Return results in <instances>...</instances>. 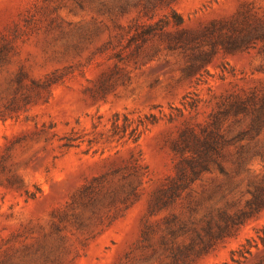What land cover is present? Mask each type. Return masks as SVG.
<instances>
[{"label":"rangeland","instance_id":"374dc122","mask_svg":"<svg viewBox=\"0 0 264 264\" xmlns=\"http://www.w3.org/2000/svg\"><path fill=\"white\" fill-rule=\"evenodd\" d=\"M255 25L264 0H0V264H264V122L232 108L264 41L221 45Z\"/></svg>","mask_w":264,"mask_h":264},{"label":"trees","instance_id":"16d2710c","mask_svg":"<svg viewBox=\"0 0 264 264\" xmlns=\"http://www.w3.org/2000/svg\"><path fill=\"white\" fill-rule=\"evenodd\" d=\"M174 16L176 18L177 23L181 24L182 20L180 16L178 14H175ZM244 29H245L244 30L245 33L241 37L227 35L223 40H221V45L223 46V49L225 51H235L242 48H248L259 40L264 41L263 26L255 25L252 28H249V26H247ZM232 108L236 113L250 112L253 116V124L255 127L261 125L264 122V102L255 109H252L250 107V104L247 102L235 103ZM116 118L118 119L117 115ZM126 121H128L127 116H126ZM118 126L119 125L116 120L113 123V127L114 129H117L119 128ZM126 127H128V125L125 123V125L122 127L123 131L127 129ZM223 139H224L223 136H221L219 133H217L216 131H212L207 135H205L203 138H201L199 142L194 146L186 143L183 151L190 150L195 155V157L189 160V167L193 174H196L200 168L207 167L208 158L214 152L218 151V148L220 144L223 142ZM179 171H180L178 175L179 179L187 177L188 171L186 168H181ZM259 237L264 245V236H259ZM247 251L250 252L249 249Z\"/></svg>","mask_w":264,"mask_h":264}]
</instances>
